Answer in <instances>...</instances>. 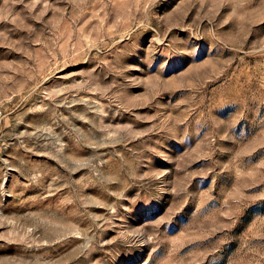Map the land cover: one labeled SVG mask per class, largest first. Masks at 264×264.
<instances>
[{
  "label": "rangeland",
  "instance_id": "1",
  "mask_svg": "<svg viewBox=\"0 0 264 264\" xmlns=\"http://www.w3.org/2000/svg\"><path fill=\"white\" fill-rule=\"evenodd\" d=\"M0 264H264V0H0Z\"/></svg>",
  "mask_w": 264,
  "mask_h": 264
}]
</instances>
